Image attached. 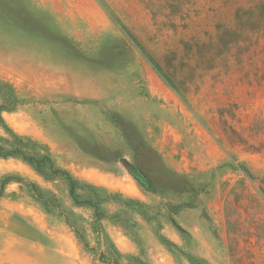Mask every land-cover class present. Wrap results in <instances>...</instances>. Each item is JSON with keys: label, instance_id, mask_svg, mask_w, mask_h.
Wrapping results in <instances>:
<instances>
[{"label": "rangeland", "instance_id": "1", "mask_svg": "<svg viewBox=\"0 0 264 264\" xmlns=\"http://www.w3.org/2000/svg\"><path fill=\"white\" fill-rule=\"evenodd\" d=\"M0 80L79 198L121 195L93 225L0 160V264H103L100 230L122 264H264V0H0Z\"/></svg>", "mask_w": 264, "mask_h": 264}, {"label": "trees", "instance_id": "2", "mask_svg": "<svg viewBox=\"0 0 264 264\" xmlns=\"http://www.w3.org/2000/svg\"><path fill=\"white\" fill-rule=\"evenodd\" d=\"M18 103L19 99L14 86L9 82L0 80V129L5 133V137L0 136V160L13 159L20 161L33 169L35 173L42 177L47 183L62 182L66 184L73 206L76 208L91 209L93 211V216L95 217L93 225H96V223L101 221L104 217L103 212L99 210V207L104 204L105 201H108V199L118 198L121 195L109 193L100 195L95 193V197L79 198L77 196L78 180L68 170L57 165L51 154L50 148L31 138L19 135L6 124L2 114L4 112L14 113ZM12 181L13 180L10 177L5 178V181L0 188V194L3 193L5 185ZM19 183L24 184L29 188L37 200L45 205L47 209L59 207L54 201L53 193H51V191H44L35 183H31L27 180L19 181ZM70 226L75 233L77 240L85 244L88 249L89 244L80 230L75 225L71 224ZM96 232L99 239H102L105 242V250L100 252L98 260L103 264H122L123 255L117 249L116 245L110 242L101 230ZM128 264L143 263L137 257H130Z\"/></svg>", "mask_w": 264, "mask_h": 264}]
</instances>
